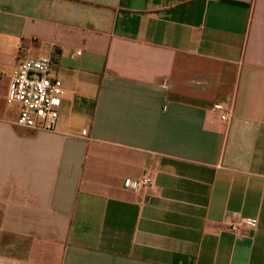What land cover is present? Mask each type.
<instances>
[{
	"label": "crops",
	"instance_id": "obj_1",
	"mask_svg": "<svg viewBox=\"0 0 264 264\" xmlns=\"http://www.w3.org/2000/svg\"><path fill=\"white\" fill-rule=\"evenodd\" d=\"M43 56L52 131L5 101ZM0 264H264V0H0Z\"/></svg>",
	"mask_w": 264,
	"mask_h": 264
},
{
	"label": "built area",
	"instance_id": "obj_2",
	"mask_svg": "<svg viewBox=\"0 0 264 264\" xmlns=\"http://www.w3.org/2000/svg\"><path fill=\"white\" fill-rule=\"evenodd\" d=\"M62 94V83L51 74L49 57L30 58L20 62L14 69L9 81L5 101L19 105V114L15 124L21 128L52 131L58 117L57 106ZM220 119L227 121L231 107L219 105ZM85 134V132H83ZM125 187L133 192L152 189L150 176L137 180H126ZM241 227H254V223L237 219L228 224V229L237 233Z\"/></svg>",
	"mask_w": 264,
	"mask_h": 264
}]
</instances>
